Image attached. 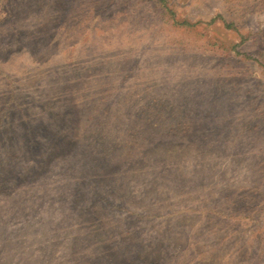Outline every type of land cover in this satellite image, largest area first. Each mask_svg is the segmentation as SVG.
Instances as JSON below:
<instances>
[{"label": "rangeland", "instance_id": "374dc122", "mask_svg": "<svg viewBox=\"0 0 264 264\" xmlns=\"http://www.w3.org/2000/svg\"><path fill=\"white\" fill-rule=\"evenodd\" d=\"M9 103L0 264H264V0H0Z\"/></svg>", "mask_w": 264, "mask_h": 264}, {"label": "trees", "instance_id": "16d2710c", "mask_svg": "<svg viewBox=\"0 0 264 264\" xmlns=\"http://www.w3.org/2000/svg\"><path fill=\"white\" fill-rule=\"evenodd\" d=\"M162 1H164V0H162ZM13 99V96L12 95H10L9 96V100H12ZM9 102V101H8ZM7 102V103H8ZM6 105V103L4 104V106ZM9 105H12L11 103H9V104H7V106L6 107H1L0 108V122H2L3 120H2V118L3 117H5V116H3V113H5V114H9V113H11L12 111H11V109H9ZM11 107V106H10ZM12 109H13V106H12ZM28 124V123H27ZM38 125V123H35V124H33V125H31L29 128V130L32 132V129H34V130H36L35 129V127ZM0 127H2V126H0ZM19 131L17 130V133H18ZM16 139H18L19 140V137L18 138H16ZM24 139H26V138H24ZM49 141H42L43 143H42V145H44V147H45V149L47 150V151H49V149H51L50 147H49V144L51 143L50 141H51V139H49V138H47ZM30 143L31 144H33V142L32 141H30ZM40 142L39 141H37L36 143H34L33 145H34V147H38V146H36L37 144H39ZM30 147H32V145L30 146ZM8 158V157H7ZM29 168H30V166H28ZM10 189H6V191H9ZM10 192V191H9Z\"/></svg>", "mask_w": 264, "mask_h": 264}]
</instances>
